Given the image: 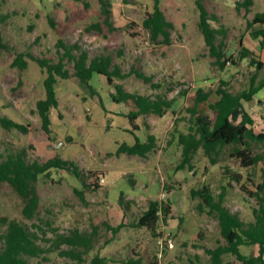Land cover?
Listing matches in <instances>:
<instances>
[{"label":"rangeland","instance_id":"374dc122","mask_svg":"<svg viewBox=\"0 0 264 264\" xmlns=\"http://www.w3.org/2000/svg\"><path fill=\"white\" fill-rule=\"evenodd\" d=\"M238 1L202 0V3L209 13L217 16L218 20L211 24L226 28L225 56L236 57L241 40L264 63V47L251 37L258 25H248L256 12L264 10V0H254L248 10L237 7ZM109 2L113 29L102 24L101 30H95L88 26L103 18L98 0H0V116L28 125L26 133L0 125V159L24 148L28 161H45L58 155L74 161L83 171L103 177L100 187L95 189L84 186L63 169L52 168L49 176L39 175L36 181L39 205L31 219L22 214L21 197L8 183L1 182L0 218L15 219L36 233L35 242L43 252L25 256L26 264H88L97 252L109 258L106 264H127L128 258H137L134 252L141 255L139 260L143 264L150 261L211 264L205 249L224 240L216 216L208 208H200L201 199L193 196L191 189L209 185L217 198L221 186L229 182L225 206L243 221H252L254 201L241 190V184L251 189L259 180L264 161L244 168L238 158L230 156L233 145H226L215 164L199 149L193 155L191 168L177 169L181 161L177 134L187 131L190 121L186 108L192 105L198 88L212 90L209 101L218 97L215 90L219 86L238 92L249 86L255 68L248 59H238L235 65L228 63L223 69L212 64L214 59L197 28L196 0H160L166 18L174 25L170 44H163L160 38L152 41L142 26L152 0ZM58 40L76 44L89 57L110 54L122 72L132 65L139 68L150 76L149 83L134 75L114 78V82L128 92L174 98L172 106L163 116L151 114L137 119L135 124L141 129H132L127 115L122 114L133 109L132 102L112 101L111 94L116 91L103 75L94 73L83 84L72 75V65L67 63L71 75L55 84L59 104L51 109L50 139H47L36 113V102L45 94V73L29 59L24 69L11 63L17 53L26 51L56 60ZM263 78L264 65L256 70V82ZM243 105L254 119V131L264 133V87L252 100L243 101ZM149 132L155 135L156 144L146 155L118 151L122 143L133 144L135 138L144 141ZM250 143L254 154L264 155V140ZM228 170L239 172L241 182L232 181ZM96 176H86V184L95 181ZM154 199H168L171 204L167 221L161 215L157 221L158 236L130 225L136 222L148 201ZM120 222L127 225L115 235L105 225L116 226ZM94 228L93 247L90 250L77 247L81 260L63 254L69 245L64 243L56 248L52 243L56 234H68L74 229L89 233ZM198 232L202 235L198 236ZM107 239L111 241L105 245ZM256 248L240 246V251L251 254L256 253ZM194 253L199 254L198 260Z\"/></svg>","mask_w":264,"mask_h":264},{"label":"trees","instance_id":"16d2710c","mask_svg":"<svg viewBox=\"0 0 264 264\" xmlns=\"http://www.w3.org/2000/svg\"><path fill=\"white\" fill-rule=\"evenodd\" d=\"M100 2V11L103 14L101 21L91 23L88 28L101 30L102 24L107 28L113 29L110 24V2L109 0H98ZM254 0H240L236 2L237 7H243L246 10L253 5ZM198 9L197 28L203 36L208 54L214 59L212 64L219 69H223L228 63L235 65L237 60L248 59L249 65L255 68V72L249 78V86L238 92H231L226 88L219 86L215 90L218 96L212 101L209 98L212 90L198 88L195 91L194 100L191 106L186 108L189 113L190 124L187 131L178 132L176 143L180 148L181 161L177 169L185 166L191 168V160L197 150L202 149L203 153L212 164L217 162V157L226 145H233L230 156L238 158L240 165L244 168L259 165L264 161V155L254 154L251 151V141H263L264 133L254 131V119L243 105V101L249 102L254 95L264 87V78L256 82V70L262 68L263 61L256 58L255 53L240 40L239 50L236 57L225 56L224 40L226 37V28L224 26L215 27L211 21L218 20L215 14L209 13L202 3V0H196ZM51 22V20L49 19ZM258 25V28L251 32V37L259 40L261 47H264V10L256 12L248 22L249 27ZM142 26L150 35L152 41H158L159 38L163 44L171 43V29L173 23L168 20L160 7V0H152L150 11L146 12L142 20ZM57 59L37 56L30 51L19 52L16 54L11 65L21 69L26 68L28 59L34 61L45 73L43 79L44 97L36 102V113L40 120V129L50 139V111L57 108L59 104L55 91V84L59 79H67L71 75L67 63L72 65V75L83 84H87L94 73L103 75L108 84L113 85L116 93L111 94L115 102H132L133 109L126 115L132 129H138L135 120L138 117L147 115L163 116L174 102V98L166 99L163 96L152 98L149 95H141L128 92L122 85L114 82V78L125 79L131 75L142 79L144 82H150V76L139 70L133 65L127 72H122L118 64L112 62L110 54H98L89 57L88 53L81 50L76 44L67 45L61 40L55 44ZM91 92L93 88L90 86ZM0 125L4 128H15L19 131L28 132V125L16 122L6 116H0ZM156 137L154 134L147 133L144 141L135 138L133 144L122 143L118 151L132 155L144 156L155 148ZM1 158V155H0ZM52 168L63 169L78 178L84 186L90 188H99V178L96 172L83 171L74 161L63 159L54 155L45 161L34 159L28 161L26 152L21 148L15 152L8 153L3 159H0V183H8L12 189L21 197L23 201L22 214L31 219L36 216L39 205V194L36 188V181L39 175L49 176ZM229 177L232 181L240 183L242 176L239 172L229 171ZM96 176L95 181L86 184V176ZM231 184L222 185L217 194V198L211 193L209 185H203L198 189H191L193 196H198L200 208H208L210 214H214L218 221L219 232L224 242L219 243L214 248H206L205 253L209 255L211 264H264V166L260 167L259 180L251 189L241 184V190L253 199L252 215L253 220L245 222L239 216L225 206L224 200L226 187ZM82 196V192L79 193ZM122 204L123 201L121 200ZM171 214V204L168 199L149 200L147 207L139 215L136 222L131 226L145 227L154 236H158L157 221L160 218L166 222ZM113 235L117 234L121 228L127 224L118 223L116 226L105 224ZM95 229L91 232H80L77 229L68 234H56L52 240L57 248L60 244L70 246L63 252L65 255H71L74 259L81 260L80 252L77 247H83V250H90L93 247V235ZM199 236L202 234L199 233ZM36 233L29 230L15 219L6 217L0 218V264H26L25 256H38L43 252V248L36 244ZM110 239V238H109ZM105 240L107 245L111 240ZM240 246H256V253L244 254L240 251ZM109 260L107 256L100 255L97 252L88 264H106ZM127 264H143L139 257L128 258Z\"/></svg>","mask_w":264,"mask_h":264},{"label":"crops","instance_id":"0c3cea01","mask_svg":"<svg viewBox=\"0 0 264 264\" xmlns=\"http://www.w3.org/2000/svg\"><path fill=\"white\" fill-rule=\"evenodd\" d=\"M244 45H245V44H244ZM247 47H248V46H247ZM112 101H113V100H112ZM53 109H54V108H53ZM118 113H119V112H118ZM122 114H125V115H126L127 113L122 112ZM150 115H151V114H150ZM147 116H148V115H147ZM142 117H146V116H142ZM139 118H141V117H138L137 119H139ZM137 119H136V120H137ZM50 120H51V111H50ZM136 120H135V121H136ZM135 123H137V121H136ZM137 127H138V130L141 129L140 126L137 125ZM149 133H150V132H149ZM142 140H144V139H142ZM143 228H145V227H143ZM145 229H146V228H145ZM146 230H147V229H146ZM147 231H148V230H147ZM149 232H150V231H149ZM198 234H199V232H198ZM198 236H199V235H198ZM148 242H149V239L146 238V239H145V243H146L145 245H146V246H148V245H147ZM136 251H137V250H136ZM134 253H135V256H136V257H141L140 254H138V253H136V252H134ZM194 256H195V259H197V260L199 259V254H198V253H194ZM186 259H187V261H189V258H186ZM149 264H153V263L150 261Z\"/></svg>","mask_w":264,"mask_h":264},{"label":"built area","instance_id":"2783aa9c","mask_svg":"<svg viewBox=\"0 0 264 264\" xmlns=\"http://www.w3.org/2000/svg\"><path fill=\"white\" fill-rule=\"evenodd\" d=\"M102 181H103V177H100V178H99V182H102Z\"/></svg>","mask_w":264,"mask_h":264}]
</instances>
